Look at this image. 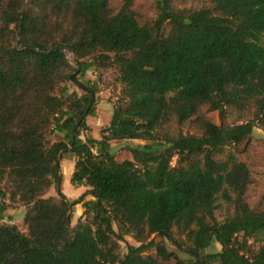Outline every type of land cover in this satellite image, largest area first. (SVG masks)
Returning <instances> with one entry per match:
<instances>
[{"label":"trees","instance_id":"16d2710c","mask_svg":"<svg viewBox=\"0 0 264 264\" xmlns=\"http://www.w3.org/2000/svg\"><path fill=\"white\" fill-rule=\"evenodd\" d=\"M135 1L0 0V221L26 208L22 226L0 223V264H264V209L250 206L238 158L264 130V0H154L145 22ZM90 69L120 86L98 138H82L99 92L79 79ZM190 121L200 133L181 129ZM130 140L144 143L117 160L113 142ZM72 156L70 182L87 189L69 200ZM126 236L138 244L123 251Z\"/></svg>","mask_w":264,"mask_h":264},{"label":"rangeland","instance_id":"374dc122","mask_svg":"<svg viewBox=\"0 0 264 264\" xmlns=\"http://www.w3.org/2000/svg\"><path fill=\"white\" fill-rule=\"evenodd\" d=\"M122 0H112V4L115 8H118L121 4ZM174 3L177 7H186V8H200L203 5H207V0H174ZM134 9L138 13L141 22H145L147 20L153 19L156 17V9L154 0H136L134 4ZM69 60L75 64L74 57L71 53H68ZM115 74L112 70L106 71L102 77L98 78V73L95 69H90L85 77H80V80H91L95 81L98 79V88L99 92L97 94L96 101V114L94 116H88L87 121L91 127L90 131H86L83 133L82 137L87 135L98 138L100 136V129L109 124L111 119L112 112L110 111V107H112L113 103L117 101V96L120 91V86L114 81ZM72 90H77L79 93L82 91L73 83L69 84ZM204 112H206V116L210 118L217 124H220V115L218 111H207V107L204 108ZM238 113L229 109L227 116V123H235L241 122L239 121ZM177 124H172V130L177 131ZM181 129L184 132L189 133H200L199 129L192 121L186 122L181 126ZM144 143V141L135 140V141H116L113 142V153L117 160L122 161L124 159L131 158V153L127 148L128 144H139ZM240 160L246 162L251 171L252 183L249 187L247 193V200L252 208L255 209H264V130L258 127L254 128L252 142L248 150L238 157ZM72 160H68L64 158L61 160V173L63 175V181L61 185L62 193L69 199L73 200L79 197L84 191H86L87 187L83 186L81 189L72 185L70 182L71 174L69 171L72 169ZM70 169V170H69ZM80 193V194H79ZM56 190L53 187L48 195H56ZM79 194V195H78ZM90 198V197H87ZM218 209H217V217L219 220H223L227 217L229 213V208L225 201L222 198H218ZM25 208L22 204H11V207L5 213V219L0 221V223H15L19 226H22ZM73 217L71 219V225H75L79 216L84 213L83 204H77L73 208ZM157 240H161L159 236L156 237ZM127 243L130 244H138L136 240H134L130 236H126V241L122 242L123 251L126 250ZM169 249L177 251L181 257H185V255L177 250L176 246H174L169 241L166 242ZM221 249V245L216 243L211 250L219 251ZM203 253V252H202Z\"/></svg>","mask_w":264,"mask_h":264},{"label":"crops","instance_id":"0c3cea01","mask_svg":"<svg viewBox=\"0 0 264 264\" xmlns=\"http://www.w3.org/2000/svg\"><path fill=\"white\" fill-rule=\"evenodd\" d=\"M110 109H111L110 111L112 112V111H113V105H112V107H110ZM88 124H89V123H88ZM82 138H85V137H82ZM134 141H135V140H134ZM67 159H68L69 161L72 160V161H71V162H72V163H71V164H72V168H71L72 170L69 171V173H70L71 176H72L73 171H74L75 157L72 156L71 158H67ZM69 170H70V169H69ZM70 179H71V178H70ZM76 187L80 189L79 191H80V193H81V191H82L81 188H82L83 186H76ZM80 193H79V194H80ZM79 194H78V195H79ZM80 195H81V194H80ZM80 195H79V196H80ZM24 208H25V207H24ZM24 211H26V208H25ZM24 215H25V214H24Z\"/></svg>","mask_w":264,"mask_h":264},{"label":"water","instance_id":"95a60500","mask_svg":"<svg viewBox=\"0 0 264 264\" xmlns=\"http://www.w3.org/2000/svg\"><path fill=\"white\" fill-rule=\"evenodd\" d=\"M75 75H76V73H73V74H71L70 75V77H71V79L74 81V79H75ZM71 218V216L69 215V219Z\"/></svg>","mask_w":264,"mask_h":264}]
</instances>
